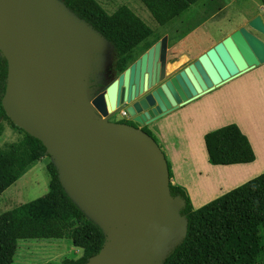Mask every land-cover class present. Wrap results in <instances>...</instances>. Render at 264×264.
<instances>
[{
    "label": "water",
    "instance_id": "1",
    "mask_svg": "<svg viewBox=\"0 0 264 264\" xmlns=\"http://www.w3.org/2000/svg\"><path fill=\"white\" fill-rule=\"evenodd\" d=\"M255 33L264 36L258 16L170 74L162 36L92 94L91 73L105 68L108 42L59 0H0L1 107L42 144L66 194L104 232L85 264H162L186 236L184 201L170 194L164 154L142 129L108 117L126 105L134 122L150 125L263 65Z\"/></svg>",
    "mask_w": 264,
    "mask_h": 264
},
{
    "label": "trees",
    "instance_id": "2",
    "mask_svg": "<svg viewBox=\"0 0 264 264\" xmlns=\"http://www.w3.org/2000/svg\"><path fill=\"white\" fill-rule=\"evenodd\" d=\"M60 1L110 44L117 76L137 59L134 51L138 46L146 47V52L161 38L127 6L121 5L107 14L95 0ZM185 1L191 7L198 0ZM192 15L193 11L186 7L163 28ZM198 24L187 23L178 37ZM6 73L7 63L0 53V135L4 123L21 134L19 141L0 148V195L35 163L49 158L38 140L15 127L5 115L1 98ZM101 88V83L92 87L95 94ZM142 130L154 139L149 130ZM203 142L212 166L248 164L255 160L247 136L234 123L206 133ZM166 163L171 179L167 159ZM45 171L48 178L45 195L0 215V264H12L17 243L22 240L46 243L64 240L82 250L75 260L63 258L44 264H85L104 243V232L66 194L51 162L46 164ZM169 190L171 196L184 201L180 215L186 219L187 229L185 238L162 264H264V172L197 209L192 207L183 187L170 182Z\"/></svg>",
    "mask_w": 264,
    "mask_h": 264
},
{
    "label": "crops",
    "instance_id": "3",
    "mask_svg": "<svg viewBox=\"0 0 264 264\" xmlns=\"http://www.w3.org/2000/svg\"><path fill=\"white\" fill-rule=\"evenodd\" d=\"M153 1L139 0L151 14L153 21L157 25L156 27L163 29V32L156 33L155 36L159 38L162 36L167 37L166 74L175 71L183 63L185 65L192 63L199 55L226 37V32H224L223 36L225 37H219L212 41L204 50L194 55L176 54L178 44L186 37L192 35L200 26L202 27L205 23H211L216 14L203 18L194 14L192 17L189 16L190 19L181 21L184 22V26L187 23L199 24L179 38L178 36L181 34H175V27L180 21L172 23L169 25L171 28L167 27L168 29L163 28V25L178 11L186 7H195L199 0L195 3L196 5L193 4L191 7L188 6L189 4L185 0H171V4L165 5L164 9L155 7ZM208 1H210V5L214 6L218 1H223L224 3L226 0ZM164 2L167 3L166 0ZM140 19L146 24L142 18ZM263 72L264 69L262 68H254L248 73L215 88L213 91L196 98L182 107H178L161 119L145 126L157 137L162 146L172 172L171 183L179 185L186 190L194 209L203 206L264 172V124L261 125L260 130L257 129L258 133H256L255 130L248 126L245 119H239L236 116L227 118L228 114L236 111L238 86H241V83L246 78H256L257 75H261ZM253 84L256 87V82ZM230 123L236 124L242 133L247 136L253 149L255 160L248 164L212 166L207 161L203 136ZM79 250L81 253L75 254V259L82 254V250ZM53 254L50 253L49 255Z\"/></svg>",
    "mask_w": 264,
    "mask_h": 264
},
{
    "label": "rangeland",
    "instance_id": "4",
    "mask_svg": "<svg viewBox=\"0 0 264 264\" xmlns=\"http://www.w3.org/2000/svg\"><path fill=\"white\" fill-rule=\"evenodd\" d=\"M95 1L107 14H111L121 5L127 6L134 13L136 12L135 14L142 18L150 28L152 27L154 35H156V33L158 34L163 32L162 28L156 27L157 25L153 21L151 14L139 2V0ZM166 1L167 3H165L164 0H154L153 2L155 7L164 9L165 5L171 4V0ZM209 2L210 1L208 0H199V2H197L198 4H195V7L190 8V11H193V15L197 14L198 17L201 18L216 14L215 18L211 23H205L202 27L200 26L196 31H194L192 35L183 39L178 44L176 54L185 53L188 55H194L195 53L204 50L212 41L218 39L219 37L222 38L228 36L229 33H232L240 27L247 28L248 21L255 16L260 17L262 23L264 24V0H226L224 2L225 4L223 1H218L214 4V6L210 5ZM188 18L190 19L189 16ZM168 27L171 28V26ZM175 28V34H180L185 29L184 22H180ZM165 29L168 28L165 27ZM224 32H226V34ZM224 34L225 36H223ZM255 34L264 42V36L257 33ZM144 48L146 47L143 45L138 46L134 51V58L140 57L145 52ZM96 57L99 63L101 59V52H99ZM183 64L179 65L176 70L186 66ZM102 65H105V68H103L100 73L97 74L98 65L95 66L96 70L91 73L90 90H92V94L96 93V91L92 89L95 83L102 84V88L100 89L101 91L117 77L114 71V53L108 43H105V50L102 54ZM256 68L264 69V64ZM263 75L264 72L261 75H257L256 78H246L241 83V86H238L239 88L236 93V111L227 115V118L236 116L239 119H245L248 126L255 130L256 133L260 130L261 125L264 124ZM260 77H262L261 80ZM259 81L261 82L259 83ZM254 82H256V87H254ZM128 123L138 128L140 127V124L137 122L128 121ZM143 129L147 128L143 126ZM151 135L154 137L156 141L154 139L153 140L157 142L156 144L158 147L160 146L159 148L164 154L157 137L152 132ZM20 139L21 134L17 130L12 129L5 123L2 125L0 148H4L9 144L19 141ZM48 162H51L50 157L47 159L44 158L35 163L21 178H19L0 195V215L47 193L48 178L45 166ZM50 253L54 254L49 255ZM79 253H81V251L78 248L73 247L68 241L64 240L51 243L22 240L17 243L12 264H44L47 262H60L63 258L75 260V254Z\"/></svg>",
    "mask_w": 264,
    "mask_h": 264
},
{
    "label": "flooded vegetation",
    "instance_id": "5",
    "mask_svg": "<svg viewBox=\"0 0 264 264\" xmlns=\"http://www.w3.org/2000/svg\"><path fill=\"white\" fill-rule=\"evenodd\" d=\"M258 38L260 39V37H258ZM126 107L127 106L125 105L124 108L121 109L120 111H118L115 115H113L111 117H108L107 121L108 122H113V123H123V124L129 125V126H133L132 124L128 123V121H132L133 122V119L126 113V110H125ZM143 126L144 125H140L139 128L140 129H143ZM133 127H136V126H133ZM136 128H138V127H136Z\"/></svg>",
    "mask_w": 264,
    "mask_h": 264
}]
</instances>
